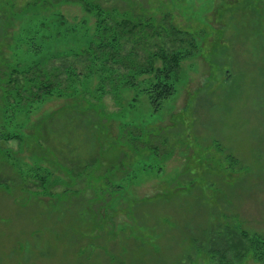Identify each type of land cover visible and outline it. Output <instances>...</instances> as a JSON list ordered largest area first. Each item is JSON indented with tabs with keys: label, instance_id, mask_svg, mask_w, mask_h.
Instances as JSON below:
<instances>
[{
	"label": "rangeland",
	"instance_id": "rangeland-1",
	"mask_svg": "<svg viewBox=\"0 0 264 264\" xmlns=\"http://www.w3.org/2000/svg\"><path fill=\"white\" fill-rule=\"evenodd\" d=\"M88 1L191 53L158 106L153 74L102 86L81 60L67 91L21 102L10 70L73 59L99 17L0 0V264H264L210 250L230 231L264 237V0ZM166 17L194 48L173 45Z\"/></svg>",
	"mask_w": 264,
	"mask_h": 264
},
{
	"label": "trees",
	"instance_id": "trees-1",
	"mask_svg": "<svg viewBox=\"0 0 264 264\" xmlns=\"http://www.w3.org/2000/svg\"><path fill=\"white\" fill-rule=\"evenodd\" d=\"M76 1H81L87 11H95L99 17L96 42H90L80 52L73 54L75 56L73 59H70L68 54L63 55L62 62L57 65L47 66L37 63L21 72L18 68H12L11 75L8 74L7 86L17 91L21 102H36L55 92L67 91L68 87L63 88V85L66 80L68 81L67 77L75 76L76 69L79 70L75 65L79 60L83 64H81L83 69L81 72L85 74L91 73L93 67L98 66L102 71L100 72L102 86H108L113 81L117 85L116 77L120 71L122 73L119 76L123 78L127 77L128 72L153 74L155 81L147 92L155 106L173 95L174 82L179 78L181 60L190 55L189 49L173 47L168 49L165 39L164 43L159 44V40L162 41L164 35L161 30L155 29L149 20L124 19L110 24L104 19V15L110 11L100 3L88 0ZM165 19L169 26L164 28L163 33L167 31L166 37L171 38L173 45L182 42L192 48L195 47L196 42L192 35L183 33L171 25L169 17ZM67 61L71 62L68 64L70 66H67ZM210 250L221 254L222 258L229 256L231 259L227 260L228 262L244 258L252 251L255 258L264 263V237L245 230L230 231L219 241L214 239L213 244H210Z\"/></svg>",
	"mask_w": 264,
	"mask_h": 264
}]
</instances>
